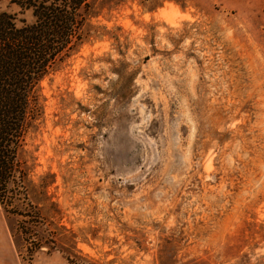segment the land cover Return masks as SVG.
<instances>
[{"label": "rangeland", "instance_id": "374dc122", "mask_svg": "<svg viewBox=\"0 0 264 264\" xmlns=\"http://www.w3.org/2000/svg\"><path fill=\"white\" fill-rule=\"evenodd\" d=\"M97 9L110 37L17 78L43 97L23 145L55 248L17 253L0 194V264H264V0Z\"/></svg>", "mask_w": 264, "mask_h": 264}, {"label": "trees", "instance_id": "16d2710c", "mask_svg": "<svg viewBox=\"0 0 264 264\" xmlns=\"http://www.w3.org/2000/svg\"><path fill=\"white\" fill-rule=\"evenodd\" d=\"M5 1L32 17L28 22L0 12V194L14 247L32 260L44 246L53 250L55 242L54 234L43 237L35 230L47 220L30 197L32 166L25 158L32 152L23 145L24 138L39 126V100L43 97L35 96L39 88L35 83L17 78L46 77L85 45L110 37L111 31L96 23L101 0ZM32 104L36 109L30 112ZM48 187L50 184L42 183L45 195ZM68 253V264H92L79 251Z\"/></svg>", "mask_w": 264, "mask_h": 264}, {"label": "crops", "instance_id": "0c3cea01", "mask_svg": "<svg viewBox=\"0 0 264 264\" xmlns=\"http://www.w3.org/2000/svg\"><path fill=\"white\" fill-rule=\"evenodd\" d=\"M0 248H1V245H0Z\"/></svg>", "mask_w": 264, "mask_h": 264}]
</instances>
